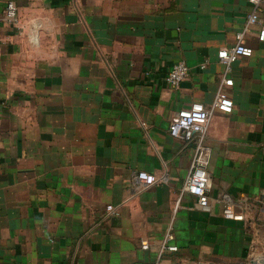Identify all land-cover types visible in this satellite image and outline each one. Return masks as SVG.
Instances as JSON below:
<instances>
[{
  "label": "crops",
  "instance_id": "1",
  "mask_svg": "<svg viewBox=\"0 0 264 264\" xmlns=\"http://www.w3.org/2000/svg\"><path fill=\"white\" fill-rule=\"evenodd\" d=\"M0 0V264H242L264 259V0L228 72L231 112L205 142L212 209L184 190L195 141L170 133L211 107L250 0ZM184 59L188 76L166 82ZM205 64V65H203ZM157 174L145 186L139 170ZM228 194L243 219L227 218ZM108 204L114 209L109 210ZM168 230L177 249L161 250ZM149 242L148 248L142 241Z\"/></svg>",
  "mask_w": 264,
  "mask_h": 264
},
{
  "label": "built area",
  "instance_id": "2",
  "mask_svg": "<svg viewBox=\"0 0 264 264\" xmlns=\"http://www.w3.org/2000/svg\"><path fill=\"white\" fill-rule=\"evenodd\" d=\"M256 4V10L251 12L248 17L247 26L244 30L238 32V41L231 46H224L218 50V60L225 65L226 75L221 81L220 88L214 98L211 107H207L201 101H193L188 106L181 108L176 116L170 122V133L177 138L183 139L186 143L195 141V155L191 164V168L187 174L184 183V190L192 193L197 198V206L202 210L210 211L212 209L210 197L211 177L208 170L210 164L212 147L205 142L208 124L212 113L215 110L223 112H231L234 108V99L227 91L226 86L234 84V78L228 75L232 68V63L240 56H251L254 52L253 46L242 41L245 31L249 24L254 23L259 18L260 3L262 0H250ZM4 18L7 21L18 23L19 14L18 6L15 0H8L5 6ZM259 39L264 41V26L259 29ZM205 65V64H203ZM189 65L184 59L176 61L166 74L167 84L179 87L181 82L188 76ZM137 178L145 186H150L159 181L156 173L146 169L137 172ZM222 203L223 214L227 218L243 219L244 213L238 211L228 194L219 197ZM109 210L114 209L113 204H108ZM174 238L173 232L168 230L161 246V250H174L178 248L177 244L169 241ZM142 247L148 248L149 242L142 241ZM139 264H159L156 260L149 263Z\"/></svg>",
  "mask_w": 264,
  "mask_h": 264
},
{
  "label": "water",
  "instance_id": "3",
  "mask_svg": "<svg viewBox=\"0 0 264 264\" xmlns=\"http://www.w3.org/2000/svg\"><path fill=\"white\" fill-rule=\"evenodd\" d=\"M242 264H264V259L260 256L259 258H252Z\"/></svg>",
  "mask_w": 264,
  "mask_h": 264
}]
</instances>
